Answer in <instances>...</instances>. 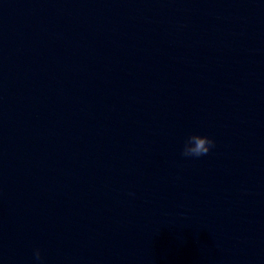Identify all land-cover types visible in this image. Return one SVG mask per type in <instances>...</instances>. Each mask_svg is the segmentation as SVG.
<instances>
[{
  "label": "water",
  "instance_id": "1",
  "mask_svg": "<svg viewBox=\"0 0 264 264\" xmlns=\"http://www.w3.org/2000/svg\"><path fill=\"white\" fill-rule=\"evenodd\" d=\"M0 264H264V0H0Z\"/></svg>",
  "mask_w": 264,
  "mask_h": 264
},
{
  "label": "clouds",
  "instance_id": "2",
  "mask_svg": "<svg viewBox=\"0 0 264 264\" xmlns=\"http://www.w3.org/2000/svg\"><path fill=\"white\" fill-rule=\"evenodd\" d=\"M215 147V140L204 135L192 134L184 143L182 156L196 157L206 156L210 150ZM34 258L36 261L42 259L39 249L34 250Z\"/></svg>",
  "mask_w": 264,
  "mask_h": 264
}]
</instances>
